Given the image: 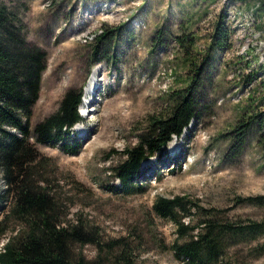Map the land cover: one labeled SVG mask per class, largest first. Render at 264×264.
I'll return each mask as SVG.
<instances>
[{
    "label": "rangeland",
    "instance_id": "rangeland-1",
    "mask_svg": "<svg viewBox=\"0 0 264 264\" xmlns=\"http://www.w3.org/2000/svg\"><path fill=\"white\" fill-rule=\"evenodd\" d=\"M259 3L0 0V6L24 20L29 45L47 53L31 120L30 143L37 160L29 174L54 199L66 227L79 225L96 237L93 244H72L74 261L190 264L173 248L196 234L189 228L211 220L238 225L264 222V206L247 201L264 197V119L250 128L240 156L227 155L233 139L229 135L241 121L264 113V8L257 12ZM223 14L228 44L223 50H209ZM119 27L123 30L116 62L94 61L96 39ZM183 37L191 43L180 46L178 39ZM208 54L211 61L200 84L204 109L185 147L182 169L172 161V151L183 152L189 132L167 147L170 158H151L142 164L141 193L122 190L115 169L126 159L125 151L139 144L149 119L164 112L167 97L187 87L193 62L200 65ZM96 69L99 82L88 94ZM71 90L83 95V121L73 128L82 143L76 156L59 146L37 143L34 134L35 126L55 114ZM175 197L188 202L187 211L178 210L182 232L154 210L157 200ZM12 206L9 196L2 211ZM3 220L5 244L22 228L7 213L0 217ZM221 246L215 264H264V234L250 241L224 238Z\"/></svg>",
    "mask_w": 264,
    "mask_h": 264
},
{
    "label": "trees",
    "instance_id": "trees-1",
    "mask_svg": "<svg viewBox=\"0 0 264 264\" xmlns=\"http://www.w3.org/2000/svg\"><path fill=\"white\" fill-rule=\"evenodd\" d=\"M258 1L257 12L264 8V0L263 4ZM225 19L226 16L221 15L209 50H223L227 46L229 34ZM122 30L123 27L104 31L96 39L94 61L116 62ZM185 38L178 39L180 46L191 43ZM46 61L44 50L29 45L24 20L7 6H0V181L4 185L0 190V217L7 213V217L13 218L22 228L3 244L4 220L0 222V264H85L82 260L72 259L71 246L74 243L88 245L96 242V237L85 228L79 225L66 227L60 220L54 199L46 190L37 187L29 174L30 166L37 160L30 143L31 120L41 91ZM210 61L211 55L208 54L200 65L193 62V75L187 87L173 91L167 97L164 112L151 117L148 127L139 136V144L125 151L126 159L115 169L122 190L141 193L140 181L144 179L142 164L151 158H170L168 145L175 137L180 139L189 132L183 152L172 156V161L177 163L179 170L182 169L187 159L185 147L191 141L193 126L204 109L200 84L207 75ZM82 98L81 91L66 93L58 111L35 126L37 143L59 146L68 155H78L82 143L72 129L83 120L79 113ZM262 119L264 113L253 115L246 122L244 119L241 121L229 135L233 139L227 155L238 157L243 153L250 128ZM258 126L262 131V125L258 123ZM9 196H12L13 206L9 211H2V205ZM247 201L264 206V197L249 198ZM187 203L182 197L159 199L154 204V210L163 219L179 226L178 230L182 232L183 225L177 215L178 210L187 211ZM189 231L196 234L189 241L173 247L176 256L190 261V264H215L221 256L222 239L255 240L264 234V222L238 225L211 220L191 227Z\"/></svg>",
    "mask_w": 264,
    "mask_h": 264
},
{
    "label": "bare ground",
    "instance_id": "bare-ground-1",
    "mask_svg": "<svg viewBox=\"0 0 264 264\" xmlns=\"http://www.w3.org/2000/svg\"><path fill=\"white\" fill-rule=\"evenodd\" d=\"M99 82V78H98V71H97V69H96V71H94V73L92 74V76L90 77V79H89V84H88V86H87V90H86V92L88 93V94H91L92 93V91H94V89H95V86L97 85V83ZM85 108H83V110H84ZM78 126V125H77ZM76 126V127H77ZM174 141V140H173ZM172 141V142H173ZM171 142V143H172ZM170 143V144H171ZM169 144V145H170Z\"/></svg>",
    "mask_w": 264,
    "mask_h": 264
}]
</instances>
